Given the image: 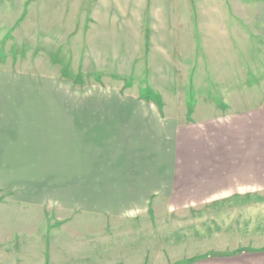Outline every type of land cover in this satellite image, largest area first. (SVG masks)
<instances>
[{
  "label": "rangeland",
  "instance_id": "obj_1",
  "mask_svg": "<svg viewBox=\"0 0 264 264\" xmlns=\"http://www.w3.org/2000/svg\"><path fill=\"white\" fill-rule=\"evenodd\" d=\"M142 1L0 0V112L5 122L23 119L15 128L22 136H0V264H42L49 250L81 252L83 264H188L235 253L213 250L233 235L264 244V196L180 208L161 186L135 184L158 167L163 137L157 151L150 138L110 139L109 149L91 139L79 146L84 155L55 158L59 111L74 121L71 106L147 125L198 113L214 118L203 124L209 140L229 125L243 152L250 137L264 154V0H191L206 14L198 49L141 36ZM213 10L223 20L238 15L236 47L210 38L219 25ZM35 116L38 124L26 122ZM44 120H52L42 129L48 136L26 135Z\"/></svg>",
  "mask_w": 264,
  "mask_h": 264
},
{
  "label": "crops",
  "instance_id": "obj_2",
  "mask_svg": "<svg viewBox=\"0 0 264 264\" xmlns=\"http://www.w3.org/2000/svg\"><path fill=\"white\" fill-rule=\"evenodd\" d=\"M138 7V10L140 12L143 10L144 14V16L138 15V31L141 36L142 32L148 34L147 39L149 38L150 42L164 43L165 45H161V48L180 47L185 49L189 42L191 48L198 49L201 47V41L205 40L204 31L207 29L202 20L206 15L205 11L198 8V5L194 9L191 0H143L138 4ZM209 14L215 20L216 17H219L218 29H215L214 26L216 31H212L214 36L210 38L216 40L218 45L223 40L224 43L229 42L230 47H236L242 40L238 31V15L227 13L224 15L226 19L223 20L222 10H213ZM73 107L71 106L73 109L71 112L77 113V119L74 121L65 120L64 111L58 110L62 121L57 122V127L53 131V141L55 139L58 141L52 143L54 153L58 154L55 157L57 160L69 159L73 153L81 152L84 155L83 149L79 146H83V144L91 146V139L94 142L98 139L107 142L104 149H109L110 139L150 138L151 142L153 139L152 146L155 145V151H157L158 138L163 137L166 142L164 153L155 152L157 158L154 159L159 162L156 164L158 167L154 166L153 171H149L153 173H140V178L138 176L136 178H143V180L135 181V184H144L148 187L161 186L162 191L169 193L171 207L175 205L180 208H206L222 201L252 200L264 196V154L261 152L262 149L259 146L253 148L254 138L245 137L244 142L247 145L250 144L251 148L249 152H243L238 146L235 131L232 133L228 129L229 125L223 132L224 138L209 140L205 135L206 130L203 124L208 122L207 119L214 120L213 117H201L195 112L197 114L192 115V118L188 117L187 122L179 123L172 118L165 117L163 119L158 116L157 121L148 122L147 125L145 122L133 120L110 121L102 111L85 110L78 114V111ZM4 112V110L0 112V136L3 134L13 137L22 136L19 131H15V128L18 129V124L23 120L22 117L16 115L14 124L10 123L11 121L5 122L9 117L7 118ZM39 118V116H35L32 121H25H36L38 124ZM154 119L152 118V120ZM51 121L44 120L46 123L41 124L40 128L37 127L38 130L41 129L40 131H37L35 127L37 132H28L26 135L35 138L48 136L43 130L50 128ZM1 130H5L4 133ZM260 142L262 145L263 140ZM36 144H43V141ZM81 157L83 158V156ZM128 170L131 171L130 169L126 171ZM121 176L120 173L117 176L118 184H120ZM125 177H127L126 173ZM109 184L108 181L107 186ZM172 198L175 199L172 200ZM190 198L192 200H189ZM254 240L259 241V239ZM229 241V248L225 243L219 244L213 250L225 252L230 249V251L235 250V253L209 255L188 264H264V244L250 242L239 244L234 235L229 238ZM238 249L242 250L236 252ZM211 251L206 249L197 254H206ZM39 256L45 257L42 264H83V261L76 259L83 256L81 252L49 250L41 251ZM47 257H54L57 260H47Z\"/></svg>",
  "mask_w": 264,
  "mask_h": 264
}]
</instances>
